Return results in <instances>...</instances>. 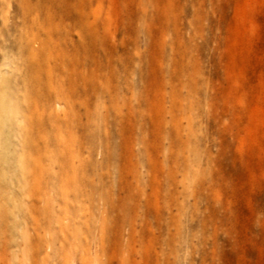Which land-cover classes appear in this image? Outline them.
<instances>
[{
  "label": "rangeland",
  "instance_id": "374dc122",
  "mask_svg": "<svg viewBox=\"0 0 264 264\" xmlns=\"http://www.w3.org/2000/svg\"><path fill=\"white\" fill-rule=\"evenodd\" d=\"M96 260L264 264V0H0V264Z\"/></svg>",
  "mask_w": 264,
  "mask_h": 264
},
{
  "label": "bare ground",
  "instance_id": "6f19581e",
  "mask_svg": "<svg viewBox=\"0 0 264 264\" xmlns=\"http://www.w3.org/2000/svg\"><path fill=\"white\" fill-rule=\"evenodd\" d=\"M83 4H84V2H83ZM83 7V6H82ZM80 8V7H79ZM81 9V8H80ZM79 18V17H78ZM81 20V19H80ZM41 25V24H40ZM40 29V28H39ZM43 29H44V27H43ZM79 29V28H78ZM81 29H82V27H81ZM80 30V29H79ZM87 30H88V28H87ZM81 32V31H80ZM79 33V32H78ZM33 34H34V32H33ZM81 35V34H80ZM84 35H85V33H84ZM31 36V35H30ZM81 37V36H80ZM49 38V37H48ZM51 38V37H50ZM24 39V38H23ZM35 39V38H34ZM83 40V39H82ZM38 41V40H37ZM45 41V40H44ZM87 41V40H86ZM33 42V41H32ZM63 43V42H62ZM25 45V44H24ZM32 45V44H31ZM39 45V44H38ZM77 45V44H76ZM27 46H29V45H27ZM78 46V45H77ZM33 47V46H32ZM85 47V46H84ZM86 48V47H85ZM80 49V48H79ZM38 51H40V50H38ZM40 53V52H39ZM67 53V52H66ZM51 54V53H50ZM49 54V55H50ZM60 54V53H59ZM56 57V56H55ZM63 57V56H62ZM52 58H54V57H52ZM61 58V57H60ZM60 60V59H59ZM63 61V60H62ZM65 61V60H64ZM50 63V62H49ZM55 63V62H54ZM64 64H66V63H64ZM67 68V67H66ZM68 69V68H67ZM62 70V69H61ZM66 74V73H65ZM68 76V75H67ZM65 77V76H64ZM66 78V77H65ZM65 81H67V80H65ZM53 87V86H52ZM49 95V94H48ZM59 95V94H58ZM45 97V96H44ZM51 97V96H50ZM65 97V96H64ZM46 98V97H45ZM112 99V98H111ZM49 100V99H48ZM61 100V99H60ZM59 100V101H60ZM63 100V99H62ZM61 100V101H62ZM113 100V99H112ZM70 101V100H69ZM53 102H54V100H53ZM65 103V102H64ZM30 156V155H29ZM31 158V157H30ZM38 167H40L39 165H38V163L36 162V164L34 165V168L37 170L38 169ZM38 171V170H37ZM35 184L37 183V186H35V188H37L38 190V192L40 193V183L38 182V181H36V179H35V182H34ZM35 184H33V185H35ZM32 188H34V186L32 187ZM34 188V191H32V190H29L27 193H26V195L25 196H27V198H25L24 199V201H23V208L25 209V213H27L28 215H26V219H25V221H24V223H23V225H22V228L24 227H26V226H24V224H26V221H28V220H30V219H34L36 216L35 215H37V212H38V210H39V199L41 198V194H37V191H35L36 189ZM33 192H36V194L35 195H33L34 193ZM29 195H30V197H29ZM64 198V203H65V205L66 204H68V197H66V195H64L63 196ZM45 210V209H44ZM41 211V210H40ZM38 216V215H37ZM29 217H31L30 219H29ZM40 217V216H39ZM28 223V222H27ZM28 225V224H27ZM23 228V229H24ZM25 230L27 231V229L25 228ZM30 231V230H29ZM39 231V230H38ZM33 232V231H32ZM32 234V233H31ZM29 235V234H28ZM35 236V235H34ZM38 236V235H37ZM31 237V236H30ZM28 241V240H27ZM33 241V240H32ZM78 243V242H77ZM73 244V243H72ZM29 248H31V247H29ZM74 248V246L72 247V249ZM75 249H77V248H75ZM74 250V249H73ZM96 262H97V260L95 261V264H96ZM88 264V263H87Z\"/></svg>",
  "mask_w": 264,
  "mask_h": 264
}]
</instances>
